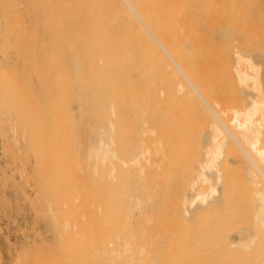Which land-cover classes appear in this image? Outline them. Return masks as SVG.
<instances>
[{
	"label": "bare ground",
	"instance_id": "1",
	"mask_svg": "<svg viewBox=\"0 0 264 264\" xmlns=\"http://www.w3.org/2000/svg\"><path fill=\"white\" fill-rule=\"evenodd\" d=\"M60 1L66 9V17L72 20L69 22L70 28L79 37L78 59L84 70L90 74L91 95L96 93L94 100L96 101L94 108L96 151L91 154L95 156L94 203L96 206H94L96 208H94L96 210L94 209L92 218L86 217V222L91 223L95 229L93 234L96 249L92 263L91 255H87L85 249H82L79 256L83 259L81 264H130L128 251L131 244L127 239L131 234H136L138 239L136 247L133 248L136 250V260L133 264H190V259L191 261L195 259V263L192 264H196V260L199 261L197 255L196 258L192 253L193 259L188 257L190 248L191 251L193 248L198 249L201 255L202 250L206 249L203 250L206 256V261L203 259L204 264H264V90H261L262 96L256 99L255 94L252 97V93H248L251 90L247 92L241 87L246 93L245 96H241L248 98L249 102H245L244 110L242 108L239 111L237 107L238 111L232 112L234 116L230 121L226 120L227 122L220 118L217 108H213L211 101L209 102L210 97L207 96L208 71L205 68L206 50L210 42L208 34L215 29L214 25L219 21L227 24H220L221 30L217 27L222 36L229 37V34L234 32L235 27L232 25L238 19L237 15L240 11V6L235 8V5H239V0ZM231 14L236 17L233 22H231ZM239 51L235 56L237 63L240 62L242 65L238 64L243 68L236 66L234 73V79L238 82L236 84L246 87L252 82L256 85L257 79L254 74L257 72L251 57H242ZM252 72L254 76L251 75ZM254 85L255 90L257 85ZM258 88L256 91L260 92ZM231 102H233L232 98ZM219 105L215 104L214 107ZM228 105V109H231L232 106ZM203 107L205 111L211 110L207 112L214 114L213 118L218 121H216L218 125L220 124L219 128L223 126L226 135L222 129L213 126L214 131L205 135L206 138L203 136L207 145L215 143L218 135L223 137L222 144L215 145L212 152L208 149L204 153L202 162L199 159L201 165L197 163L196 179L195 175L192 176L197 180L193 182H197V186L208 185L207 191H203V187H194L196 186L194 184L195 190L190 194L175 196L176 203L173 204L176 205L174 210L177 218L172 224L164 223L165 213L163 214L162 210L165 207L162 208L161 205L165 203L167 197L165 193L168 191L160 189L161 192L165 191L162 196L165 199L162 203L163 198L157 195L161 193L160 190L157 191L158 187L165 186L166 184L163 183L171 178L177 180V175L174 174L181 175L179 172L183 170L184 161L190 154L192 155L189 148L197 138L192 141L189 135H192L191 132L200 125L199 116L201 112L203 113ZM233 110L235 109L229 110V113ZM195 115L199 121L196 120L198 118ZM229 139L232 140L231 142L234 141L237 147L239 146L243 154L241 160L231 161L233 165L231 170L240 169L248 189L252 187L247 190L254 189L252 209L247 219L248 225L245 227L242 226L238 214L229 212L228 193L221 195L220 192L223 183L218 169L219 162L221 158L224 159V145ZM152 143L161 147L155 152L151 151L149 146ZM167 144L177 147V151H174L177 159H171L172 156L169 155L173 153L165 155L168 154V150L170 151L169 148L167 149ZM162 145H167L166 150ZM178 147H181V150ZM195 156L197 158L199 155ZM153 157L159 163L156 166H149ZM167 158L171 163L172 160L178 163L181 170L174 168L178 167L175 162H173L174 166L167 163L171 173L167 172L166 166L164 169L166 172L162 170L163 163L168 162ZM143 162L146 163L145 166ZM171 166L176 169V173L174 169L170 170ZM151 169H156L153 179L157 177L160 180L157 183L160 184L156 187L157 190L154 189L157 185L152 179ZM162 171L165 176L167 175L168 180L163 181L165 176L163 175L164 179H162L163 176L160 174L163 173ZM152 189L158 193L153 194ZM249 193L251 195V192ZM150 202L151 204L148 205ZM218 207L222 209L221 214ZM168 208H171V205ZM208 212L218 213L223 218L216 222L213 228L206 226L202 233H196L194 226L197 220H201L203 213L208 215ZM172 214L174 215L173 212ZM89 219H95L94 224ZM131 223L136 225V230L141 231V237L138 238V231L131 228ZM72 225L74 224L70 222L66 224V233L70 237L74 235ZM61 228L65 227L61 226ZM186 228H191L192 230H189L192 233ZM117 236H119V248L115 249ZM177 242L184 243V246L186 243L188 248L183 245L178 246ZM174 243L178 245L175 246ZM179 247H183V250L185 248V252ZM186 249L189 254H186ZM59 259L61 261V258Z\"/></svg>",
	"mask_w": 264,
	"mask_h": 264
},
{
	"label": "rangeland",
	"instance_id": "2",
	"mask_svg": "<svg viewBox=\"0 0 264 264\" xmlns=\"http://www.w3.org/2000/svg\"><path fill=\"white\" fill-rule=\"evenodd\" d=\"M238 2L239 5H235V8L240 6L239 13L236 9L238 19L235 21V13L231 14V22L235 21L232 25L235 30L229 34L230 39L226 35L222 36L218 30V28L222 29L220 24L227 25L224 21L217 22L218 26L215 23V29L209 32L210 42L206 50L207 65L206 68L204 67L208 71L206 81L209 102L211 101L214 109L217 108L218 113H216L220 114V118L225 119V122L233 118L232 112L238 109L240 111L242 108L244 110L245 102H249L246 97L247 101H245V91L251 90L252 92L248 93H252V97L255 96L257 99L262 96L261 90H264V57H262L264 54V0H239ZM71 21L68 16L66 17V9L60 0H0V264H81L83 259L79 256L82 249H85L87 255H91L92 263L95 254L96 243L93 234L95 229L91 223L86 222V217L93 215V211L96 210L94 203L95 156H91L92 152L96 151V115L94 114L96 93L91 95L90 74L84 70L78 59L79 37L70 28ZM236 50L237 52L240 50L239 54L242 57H251L258 73L252 72L251 75H255L257 79L255 83L259 88L252 82L250 85L252 88L253 85L256 86L260 92H257L256 88L254 90L250 87V89L249 83L246 87L236 84L238 82L234 79L235 69L243 68L238 64L240 62L237 63ZM241 87L246 90L244 91ZM215 104L220 105L214 107ZM228 104L235 110L229 113L232 108L228 109ZM241 105L244 106L241 107ZM203 109V113L210 110L205 111L204 107ZM203 113L201 112L199 116L200 125L191 132L192 137L189 135L192 141L197 137L195 138L197 142L194 140L189 148L192 152V155L189 152L191 159L188 157L184 161L183 170L179 172L181 175H178L174 169H180L179 164L174 160L171 163L168 159L170 157L167 158L168 162L165 160L166 163L162 165V170L165 166L167 170L169 168L167 163L174 166L173 162H175L178 167L171 166L170 170L174 169L177 180H171L173 178L168 180L164 170L160 174L165 176V179L164 176L162 177L163 181L166 179L168 181L163 183L166 184L165 186L159 188L160 184L157 185L159 178L156 177L157 181L153 179L156 169H151L152 179L157 185L154 184L155 188L154 186L152 188L158 187L157 191L160 189L168 191L166 194L165 191L160 190L163 195L157 194L161 197L164 193L167 195L164 204L162 200L165 198L160 197L161 207H165L162 210L165 216L162 215L166 221L169 220L168 222L164 220V223L172 224L177 218L176 205L173 204L176 203L175 196L188 195L195 190L194 187L198 188L200 185L197 186V182H193L197 181L195 180L198 172L196 168L198 164L201 165L200 160L202 162L204 153L208 149L210 152L214 151L215 145L223 143V137L218 135L215 143L206 144L205 135L214 131L213 126L219 128L220 124H217L218 121L213 118L215 116H212L214 115L212 112H207L208 115ZM199 118L196 120L199 121ZM222 127L219 129H222L226 135ZM230 140H227L230 143L227 142L224 145V159L221 158L219 162L218 169L223 183L222 188L220 186V192L221 195L228 193L229 212L238 214L241 217L242 226L245 227L248 225L247 219L252 209L254 189L248 191L252 187L248 189L240 169L231 170L233 166L231 161L241 160L243 154L239 146L237 147L234 141ZM167 145L165 146L170 151L168 150V154L165 155L173 153L169 156H172L171 159H177L174 155L177 147ZM165 146L162 145V148ZM160 147L152 143L149 149L155 152ZM178 149L181 150V147ZM195 155L199 156L196 158ZM158 163L153 157L149 166H156ZM143 164V166L146 165L145 162ZM167 172L171 173L169 169ZM204 186L201 185L199 188L203 187V191H207L208 185ZM154 189H152L153 194L158 193ZM170 205L171 208H168ZM218 210L221 214L222 209L218 207ZM67 212H71L70 215ZM55 213L58 214L56 217ZM206 213H203V218L200 217L201 220H197L200 221L199 223L196 221L197 224L194 226L196 233H202L206 226L213 228V225L223 218L218 213L208 212V215ZM55 219L58 223H55ZM89 220L94 224L95 219ZM68 222L74 224L72 225L74 235L71 237L66 233ZM130 225L136 230L134 223ZM61 226L65 228L62 229ZM136 231H138V238L141 237V231L139 229ZM189 233L192 232L189 230ZM118 240L119 236L116 237L115 249L119 248ZM127 241L131 244L128 251L129 262L133 264L136 260V250L133 248L137 245V235L131 234ZM177 243L179 245L174 243L175 246H187L186 243L185 246L184 243ZM187 244L190 246L188 242ZM184 250L182 249L183 252ZM203 250L201 255L198 249L193 248L191 251L190 248L191 256L188 249L186 254H189L188 257L192 259L193 254L197 255L200 263L196 260V264H204L206 256ZM192 261L190 259L189 263H195V259Z\"/></svg>",
	"mask_w": 264,
	"mask_h": 264
}]
</instances>
